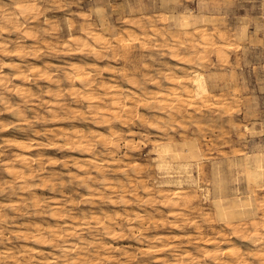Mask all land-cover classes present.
<instances>
[{
    "label": "rangeland",
    "instance_id": "obj_1",
    "mask_svg": "<svg viewBox=\"0 0 264 264\" xmlns=\"http://www.w3.org/2000/svg\"><path fill=\"white\" fill-rule=\"evenodd\" d=\"M15 1L0 0V18L4 12L14 9ZM29 1L36 5L33 16L27 15L26 18L18 16L17 23L19 24L16 27L8 24L5 27L7 30L5 28L0 29V38H2L0 42H4L6 45V50L0 51V76L4 78L0 84V213H4L3 215L0 214V234L6 235L4 237L0 235V248L2 247L0 250L3 252L9 250L18 261L24 264H72L71 260H74L76 255L77 264H108L110 262V264H157V262L168 264L174 257L173 252L178 249L177 251L180 253L185 250L187 255L192 257L190 260L185 259L187 264H207L208 261V264H215L205 256L206 249L210 250L212 245H208L207 248L203 241L206 238H217L218 241L223 234L230 241L219 242L220 252H223L227 245L233 246L237 252L240 251L244 254L242 255L246 257V261H253L252 264H257V261L251 259L249 255L252 247L251 241H243L240 237H236L227 227H230L231 224H238L239 215L232 213V210L238 209V202L241 201L245 208L254 209L253 215L258 221L264 218V205H262L264 204V177L254 183L247 177L244 166L248 154L253 152L264 154V0ZM184 20L187 21V28L185 26L183 28L181 25ZM201 23L205 26L203 27ZM138 24H142L145 29L147 36L144 35V39L141 38L138 31ZM152 25L161 34H150ZM69 26L71 27L70 30ZM197 26L199 30L195 31ZM242 28L244 35L240 36L238 33ZM87 29L96 30L106 35V39L108 38L106 46L99 48L91 40H88L86 46L80 48L66 44L70 33L81 36ZM27 31L30 35L27 34ZM127 32H133L138 38L131 45H127L130 57L125 58L122 56L121 48L114 46V37L117 35L126 37ZM202 32L208 34L206 39ZM222 34H224L223 38L221 37ZM22 44L23 46H21ZM216 45L221 47L220 52ZM169 46H172L174 51L172 56L168 50ZM17 47L21 49L16 51L15 48ZM95 50L98 51L97 54H94ZM188 56H192V58L187 64L178 63L184 58L187 59ZM202 56L203 58H201ZM124 58L127 61H123ZM9 60L18 61L20 68L24 70L27 77L14 78V70L5 67V62ZM71 62L82 65L89 71L94 82H105L115 86L124 103L130 101L127 104L132 107L131 115L125 118L127 116L121 114V120L108 118V121H103L102 116L96 113L98 109L96 106L89 110L86 100L81 95L82 93H70L73 88L80 87L79 84L66 76ZM31 66H35L37 69L41 68L42 73H30L29 67ZM189 67L201 71L205 75L209 89L208 99L207 97L200 100L199 98H197L198 100L196 98L186 99L181 94L182 101L168 100L165 102V107L160 109L157 100L146 98L137 89L138 86L152 92L169 89L176 87L179 77L192 91L189 84ZM106 70H110L112 73ZM129 79L135 80V86L129 82ZM93 84L95 85V83ZM94 85L92 86L93 92L103 96V91ZM18 87L22 88L20 94L15 92ZM133 91H137L138 96L130 95ZM125 93L128 94L129 98L127 99L129 100L124 97ZM196 102L199 104V110H197ZM30 106L33 108L32 110ZM17 109L22 110L21 116L16 113ZM168 115L169 117H167ZM172 116L174 117L172 118ZM131 117L133 118L131 119ZM151 119L158 121V127H149L147 121ZM169 126H172V129ZM164 127L167 128V131L163 130ZM110 128L114 129L117 134L110 135ZM44 129L46 130L44 131ZM59 131L71 133L69 137H66ZM9 136L10 138H8ZM81 136H84L83 139ZM165 142L171 143L179 151L186 147V144L190 145L189 149L199 148L200 155L197 156L201 160L198 161V165L193 163L187 174L193 180H184L180 184L175 183V181L164 182L167 174L172 176V180L176 179L180 173L183 177L185 175L183 172H179L180 170L176 167L169 169L168 173H163L157 168L155 148ZM112 143L113 146H111ZM181 146L183 147L181 148ZM101 152L103 153L101 154ZM95 155L99 159H97L96 166L85 163V156L95 157ZM22 156L26 157V161H22ZM172 156L175 158L176 154H172ZM173 161L175 163L178 159H173ZM32 164L34 166H31ZM78 165H84L82 166L84 169L80 170ZM8 166L20 174L26 173L27 170L34 172V176L29 178L30 180L23 181V178L10 175ZM36 172L38 173L36 174ZM50 174H55L56 177H52ZM102 177H105L111 184H116L117 189L115 188L114 191L116 190L117 192H115L120 194L114 195V191L103 188L100 184ZM117 177L118 180H116ZM90 179L95 182L90 181ZM85 182L91 185L93 193L88 191ZM180 187L184 188V191L187 189L186 196L190 193V196L187 197L188 203L191 202V204L185 202L186 205L177 200L175 205L170 201L174 199L172 198L173 191ZM195 191L196 196L193 193ZM125 195L128 196L126 197L128 200L124 198ZM121 196L126 200L125 205L122 203L123 201L121 202ZM133 196L134 198H131ZM141 196L142 198H140ZM129 198L130 202H128ZM113 199L114 201H112ZM37 200L39 201L35 204ZM27 201L29 203L26 204ZM58 203L61 204L58 205ZM43 204L47 208H41L40 206ZM55 205L59 206L60 211H58L62 215H57L54 218L50 216V212L56 208ZM123 208L126 209L125 214H123ZM133 208L135 211L132 213ZM14 209L18 210L15 211ZM178 209L180 210L176 211ZM172 210L175 211L174 215ZM221 210H224L225 213ZM75 211L76 213H73ZM96 212L99 215L100 213L111 215L113 220L110 225L115 232H119L120 236H114L115 239H113V236L105 234L97 224H94L88 216ZM120 212L124 216L120 215ZM127 212L129 213L127 214ZM185 212H187L186 215ZM72 213L75 214V218L79 222V225L75 226L76 228L70 222ZM135 215L142 218L141 223L137 221ZM226 215L229 216V220ZM221 217L222 219H220ZM231 217L232 219H230ZM85 219H88V224H82ZM126 220L131 221L127 222ZM228 221L232 223L227 224ZM129 224L137 226H133V232L126 229ZM149 224L151 227L148 226ZM36 226H41L40 228L44 232L50 227L58 226L59 228L60 226L57 229L62 230L69 226L71 232L67 237H64L65 239L63 238L64 240L58 239L61 245L56 239L52 241V244L56 242L55 247L51 243L45 245L40 243V245L30 237ZM221 226L225 227V229L223 228L225 231ZM27 228L30 230L28 231ZM200 229L202 230L200 231ZM221 229L222 231H220ZM246 229H248L247 232L250 231V227ZM24 230L30 232L27 233L28 238H24L23 234H26ZM126 232L127 235H125ZM139 233L142 235L150 233L148 235L149 238L152 235L150 242L142 238L139 240L136 237L137 235L138 237L141 236ZM165 234L167 236H163ZM44 235L48 236L46 232ZM159 235L162 243L154 241ZM63 241L71 242L73 248L65 251L62 246L67 242L64 243ZM172 241L176 242L173 243ZM24 243L30 245V247L28 245L29 249L26 252L21 250V247L25 245ZM165 243L166 245H162ZM149 244L155 248L146 251L145 248ZM183 245L189 250L184 249ZM246 247L248 250H245ZM1 251L0 264H13L12 259ZM179 252L177 253L180 254ZM188 252L190 253L188 254ZM81 255L85 257L88 255V258L80 257ZM46 258H48V262H45ZM90 258L92 259L90 260ZM178 258L182 259L183 256L179 255ZM223 258L222 261L228 260ZM199 259L200 261H198Z\"/></svg>",
    "mask_w": 264,
    "mask_h": 264
},
{
    "label": "bare ground",
    "instance_id": "obj_2",
    "mask_svg": "<svg viewBox=\"0 0 264 264\" xmlns=\"http://www.w3.org/2000/svg\"><path fill=\"white\" fill-rule=\"evenodd\" d=\"M11 1V0H10ZM12 1H14V0H12ZM53 2V1H52ZM4 4H5V2H3ZM13 3V2H12ZM1 7V6H0ZM35 11H36V5L33 3V2H31V1H29V0H16L15 1V3H14V9L13 10H8V11H6V12H4L2 15H1V18H0V29H4L8 24H12V26H14V27H16L17 26V24H19V23H17V18H18V16L19 17H21V18H26L27 17V15L29 16V17H31V16H33L34 14H35ZM73 11V10H72ZM38 13V12H37ZM38 15V14H37ZM89 16V15H88ZM35 17H36V15H35ZM46 17V16H45ZM128 17V16H127ZM34 18V17H33ZM67 19V18H66ZM125 19V18H124ZM19 20V19H18ZM49 20V19H48ZM27 21H28V19H27ZM30 21V20H29ZM175 21V20H174ZM180 21H181V19H180ZM210 21H211V19H210ZM44 22V21H43ZM123 22H125V21H123ZM212 22V21H211ZM33 23V22H32ZM174 23H176V22H174ZM179 23V22H178ZM68 24V23H67ZM171 24H172V21H171ZM215 24V23H214ZM27 25V24H26ZM98 25V24H97ZM175 25V24H174ZM181 25H182V27L183 26H185L186 27V25H187V21L186 20H184V21H182V23H181ZM180 25V26H181ZM201 25H202V23H201ZM203 26V25H202ZM205 26V25H204ZM203 26V27H204ZM236 26V25H235ZM238 26V25H237ZM10 27V26H9ZM26 27V26H25ZM29 27V26H28ZM181 27V28H182ZM19 28V27H18ZM24 28V27H23ZM175 28H178L177 26H175ZM184 28V27H183ZM187 28V27H186ZM239 28V27H238ZM6 29V28H5ZM71 29V27L69 26V30ZM203 29V28H202ZM7 30V29H6ZM33 30V29H32ZM199 30V27L197 26L196 28H195V31H198ZM209 30V29H208ZM207 30V31H208ZM247 30V29H246ZM131 31H133V30H131ZM138 31L140 32V34H141V38H143L144 37V35H146L145 34V29H144V27H143V25L142 24H138ZM194 31V32H195ZM223 31V30H222ZM77 32V31H76ZM174 32V31H173ZM205 32V31H204ZM209 32V31H208ZM235 32V31H234ZM119 33V32H118ZM158 33H160V32H158V30L155 28V27H153V25L150 27V34H152V35H156V34H158ZM198 33V32H197ZM27 34H29L30 35V33L27 31ZM81 34V33H80ZM121 34V33H120ZM161 34V33H160ZM169 35H170V33H168ZM173 34V33H172ZM235 34V33H234ZM202 35L204 36V38L206 39V37H207V35L208 34H205V33H203L202 32ZM238 35H240V36H242V35H244V29L242 28L240 31H239V33H238ZM125 36L126 37H124V36H122V35H117V36H115L114 37V46L116 45V46H119V48H121V51H122V56H124L125 58H127V57H130V53H128V48H127V45L128 44H130L131 45V43H133V41L134 40H136L137 38H138V36L136 35V34H134L133 32H127L126 34H125ZM147 36V35H146ZM223 36H224V34H222L221 35V37L223 38ZM33 37V36H32ZM149 37V36H148ZM209 37V36H208ZM6 38V37H5ZM16 38V37H15ZM167 38V37H166ZM1 40H2V38H0ZM13 39V38H12ZM108 39V38H107ZM106 39V35H104V34H102L101 32H99V31H96V30H92V29H87V30H85L83 33H82V35L81 36H75V35H73L72 33H70L69 34V36H68V38H67V42H66V44L67 45H70V44H72V45H74V46H76V47H78V48H80V47H83V46H86L87 44H88V40H91V42H93L94 44H96L99 48H103V47H105L106 46V44H107V42H108V40ZM144 39V38H143ZM165 39V38H164ZM152 40H154V39H152ZM142 42H143V40H141ZM148 41V40H147ZM146 42V41H145ZM29 43V42H28ZM148 43V42H147ZM37 44V43H36ZM169 44V43H168ZM219 44V43H218ZM221 44H223V43H221ZM41 45V44H40ZM9 46V45H8ZM21 46H23V44L21 45ZM165 46V45H164ZM233 46V45H232ZM35 47V46H34ZM134 47V46H133ZM235 47V46H234ZM216 48H217V50L220 52L221 50V47L219 46V45H216ZM21 48L20 47H17V48H15V50L16 51H19ZM6 50V45H5V43L4 42H0V51H5ZM168 50L170 51V56H172V55H174V51H173V49H172V46H169L168 47ZM55 51V50H54ZM98 53V51L97 50H95L94 51V54H97ZM19 56H20V54H18ZM220 56V55H219ZM223 56V55H222ZM37 57H38V55H37ZM119 57V56H118ZM141 57V56H140ZM144 57V56H143ZM125 58L123 59V61H127V60H125ZM191 58H192V56H188V58L187 59H183V58H181V59H183V60H180V61H178V63H182V64H187L190 60H191ZM197 58V57H196ZM201 58H203V56L201 57ZM221 59V58H220ZM118 60V59H117ZM29 61V60H28ZM25 62V61H24ZM36 62V61H35ZM34 62V63H35ZM87 62V61H86ZM138 62H139V60H138ZM26 63V62H25ZM31 63H32V61H31ZM47 63H48V60H47ZM60 64V63H59ZM86 65V64H85ZM178 66H180V65H178ZM5 67L6 68H8V69H11V70H14V78H26L27 77V75L24 73V70L23 69H21L20 68V65H19V62L18 61H16V60H13V61H6L5 62ZM25 68H26V66H25ZM46 68V67H45ZM121 68V67H120ZM137 68V67H136ZM181 68H182V66H181ZM188 68V67H187ZM186 68V69H187ZM122 69H124V68H122ZM127 69V68H126ZM29 70H30V73H32V74H35V73H37V74H41L42 73V70H41V68L40 69H37L35 66H31V67H29ZM67 70V69H66ZM185 70V69H184ZM107 72H110V73H112L110 70H106ZM105 71V72H106ZM115 71V70H114ZM118 71H119V69H118ZM121 71V70H120ZM127 71H128V69H127ZM131 71V70H130ZM7 72V71H6ZM49 72V71H48ZM123 72H124V70H123ZM47 73V72H46ZM128 73H129V71H128ZM128 73H127V75H128ZM188 73L190 74V80H189V84H190V86H191V88H192V91L190 90V89H188V86L187 85H185L184 83H183V81L181 80V79H179V77H178V80H177V84H176V87H170L169 89H161V90H156V91H146V90H144L143 89V87H141V86H138V90L146 97V98H149V99H155V100H157L158 101V103H159V108L160 109H162V108H164L165 107V105H166V101L168 102V100H178V101H182V98L180 97L181 96V94H183L184 96H185V98L186 99H190V98H196V100H198L197 98H199V100L201 99V98H203V97H207V94L209 95V89H208V86H207V80H206V77H205V75L201 72V71H198V70H196V69H193V68H191V67H189V71H188ZM130 75H132V74H130ZM171 75V74H170ZM66 76L68 77V78H70V79H72L74 82H76L77 84H79L78 86H80V87H78L77 89L76 88H73L72 90H71V92L70 93H72V94H74L75 92H78V93H82L81 95H82V97L86 100V102H87V107L89 108V110H90V108H92L93 106H96V108H98L97 110H96V113H98V114H100L101 116H102V120L103 121H108V118H113V119H120L121 120V116L122 115H124V116H127V117H125V118H128V115H131V113H132V107H131V105H129V104H127L128 102H130V101H128L127 103H124V101L121 99V97L119 96V90L115 87V86H113V85H110V84H107V83H105V82H94L93 81V79L91 78V76H90V74H89V71H87L82 65H79V64H77V63H73V62H71L70 64H69V67H68V70H67V73H66ZM93 76V75H92ZM192 76V77H191ZM38 77V76H37ZM101 77V76H100ZM110 77V76H109ZM167 78H171L170 76H166ZM155 78V77H154ZM2 79H4L3 78V76H0V84H2ZM5 80H7V79H5ZM106 80V79H105ZM150 80H153V79H151L150 78ZM172 80V79H171ZM170 80V81H171ZM110 81V80H109ZM158 81V80H157ZM117 82V81H116ZM129 82H131V84L132 85H134L135 86V80L133 79H129ZM7 83V82H6ZM93 83H95V85L93 84ZM111 83V82H110ZM155 83V82H154ZM111 84H113V83H111ZM115 84V83H114ZM157 84V83H156ZM97 86L100 90H102L103 91V96H100V95H97V94H95L94 92H93V89H92V86ZM117 85V84H116ZM33 86V85H32ZM74 87V86H73ZM145 87V86H144ZM54 88V87H53ZM79 88H80V90H79ZM2 89V88H1ZM27 89H28V87H27ZM136 89V90H137ZM32 90V89H31ZM39 90V89H38ZM58 90V89H57ZM126 90V89H125ZM61 91V90H60ZM15 92L16 93H18V94H20V93H22V88H17L16 90H15ZM37 92H39V91H37ZM36 92V93H37ZM127 92V91H126ZM67 93V92H66ZM138 92L137 91H133V93H130V95L132 94V96H138V94H137ZM211 93V92H210ZM223 93V92H222ZM232 93H234V92H232ZM2 94V93H1ZM5 94V93H4ZM4 94H3V96H4ZM212 94V93H211ZM215 94V93H214ZM221 94V93H220ZM125 96V98H126V100H129V99H127V98H129V96H128V94L127 93H125L124 94ZM2 96V97H3ZM46 96H48V95H46ZM140 97V96H139ZM131 98V97H130ZM209 97H207V99H208ZM5 99V98H4ZM3 99V100H4ZM47 99V98H46ZM134 99V98H133ZM226 99V98H225ZM6 100V99H5ZM9 100V99H8ZM218 100V99H217ZM147 101V100H146ZM145 101V102H146ZM156 101V102H157ZM6 102V101H5ZM8 102V101H7ZM10 102V101H9ZM40 102V101H39ZM155 102V103H156ZM221 102V101H220ZM153 103V102H152ZM176 103V102H175ZM197 103V102H196ZM213 103V102H212ZM106 104H108V105H106ZM151 104V103H150ZM149 104V105H150ZM213 104H215V103H213ZM8 105H9V103H8ZM148 105V106H149ZM175 105V104H174ZM181 105V104H180ZM193 105V104H192ZM199 104L197 103V110H199L198 109V106ZM32 106V105H31ZM31 106H30V109L32 110L33 108H31ZM152 107V106H151ZM155 107V106H154ZM193 107V106H192ZM5 108V107H4ZM50 108H52V107H50ZM178 108V107H177ZM176 108V109H177ZM159 109V110H160ZM37 110V109H36ZM54 110H55V108H54ZM139 110V109H138ZM180 110V109H179ZM137 111V110H136ZM153 111V110H152ZM165 111V110H164ZM12 112H14V111H12ZM21 112H22V110H16V113H18L20 116H21ZM155 112V111H154ZM154 112H153V115H154ZM163 112V111H162ZM169 112V111H168ZM25 113V112H24ZM23 113V114H24ZM139 114H140V112H138ZM175 113V112H174ZM179 113H181V112H179ZM43 114V113H42ZM122 114V115H121ZM138 114V115H139ZM142 114V113H141ZM162 114V113H161ZM174 115V114H173ZM25 116V115H24ZM27 116V115H26ZM176 116V115H175ZM28 117V116H27ZM41 117V116H40ZM144 117V116H143ZM158 117V116H157ZM167 117H169V115L167 116ZM174 116H172V118H173ZM181 117V116H180ZM133 117H131V119H132ZM165 118H166V116H165ZM164 118V119H165ZM152 119H155V118H153L152 117ZM148 120L147 122H148V125H149V127H151V128H155V127H158V121H156V120ZM164 119H162V120H164ZM28 120V119H27ZM147 120V119H146ZM122 121H123V119H122ZM127 121V120H126ZM136 121V120H135ZM166 121H168V120H166ZM169 121H170V118H169ZM172 121V120H171ZM28 122V121H27ZM174 122V121H173ZM30 123V122H29ZM120 123V122H119ZM123 123H124V121H123ZM133 123H135L134 121H133ZM140 123H142V122H140ZM163 123H164V121H163ZM112 124V123H111ZM111 124H109V125H111ZM116 124V123H115ZM166 124H168V123H166ZM165 124V125H166ZM197 124V123H196ZM18 125V124H17ZM164 125V126H165ZM199 125V124H198ZM19 126V125H18ZM57 126V125H56ZM108 126V125H107ZM116 126V125H115ZM27 127V126H26ZM53 127V126H52ZM76 127V126H75ZM95 127V126H94ZM169 127H171V129H172V126H169ZM169 127H168V129H169ZM45 128V127H44ZM59 128V127H58ZM74 128V127H73ZM114 128V127H113ZM119 128V127H118ZM129 128V127H128ZM161 128V127H160ZM165 128V127H164ZM18 129V128H17ZM34 129V128H33ZM63 129V128H62ZM72 129V128H71ZM95 129H97L96 127H95ZM167 128H165V129H163V130H166ZM37 130V129H36ZM46 129H44V131H45ZM64 130V129H63ZM70 130V129H69ZM75 130V129H74ZM57 131H58V129H57ZM71 131V130H70ZM78 131V130H77ZM132 131V130H131ZM167 131V130H166ZM165 131V132H166ZM35 132V131H34ZM37 132V131H36ZM51 132V131H50ZM60 132V134H64V135H66V137H69L70 136V133L71 132H67V131H59ZM44 133V132H43ZM58 133V132H57ZM84 133V132H83ZM104 134V133H103ZM109 134L110 135H115V134H117L116 132H115V130L114 129H112V128H110V130H109ZM128 134H130L129 132H128ZM163 134V133H162ZM1 135V134H0ZM49 135V134H48ZM8 136V135H7ZM14 136V135H13ZM12 136V137H13ZM46 136V135H45ZM49 136H52L51 134L49 135ZM104 136V135H103ZM117 136V135H116ZM2 137V136H1ZM3 137H4V135H3ZM64 137V136H63ZM79 137V136H78ZM82 137V139H83V137L84 136H81ZM7 138V137H6ZM8 138H10V136L8 137ZM20 138V137H19ZM18 138V139H19ZM31 139H32V137H30ZM80 138V137H79ZM111 138V137H110ZM115 138V137H114ZM13 139V138H12ZM11 139V140H12ZM15 139V138H14ZM21 139V138H20ZM37 139V138H36ZM63 139V138H62ZM61 139V140H62ZM104 139V138H103ZM102 139V140H103ZM167 139V138H166ZM1 140V139H0ZM8 140V139H7ZM16 140V139H15ZM50 140V139H49ZM69 140V139H68ZM98 140H100V139H98ZM104 140H106V139H104ZM109 140V139H108ZM120 140V139H119ZM12 141H14V140H12ZM32 141H34L33 139H32ZM31 141V142H32ZM39 141H41V140H39ZM46 141V140H45ZM44 141V142H45ZM64 141V140H63ZM126 141V140H125ZM43 142V141H42ZM73 142V141H72ZM75 142V141H74ZM21 143V142H20ZM23 143V142H22ZM40 143V142H39ZM59 143V142H58ZM64 143V142H63ZM103 143V142H102ZM104 143H105V141H104ZM108 143V142H107ZM117 143V142H116ZM127 143V142H126ZM133 143V142H132ZM28 144H30V143H28ZM41 144V143H40ZM59 144H62V143H59ZM97 144V143H96ZM156 144H157V142H156ZM186 144V143H185ZM32 145V144H31ZM36 145H38V144H36ZM82 145V144H81ZM105 145H107V144H105ZM114 144L112 143L111 144V146H113ZM184 145V144H183ZM34 146H35V144H34ZM88 146V145H87ZM91 146V145H90ZM189 146L190 145H188V144H186V147H184V148H182L183 146H181V151H179L178 149L176 150L174 147H173V145L171 144V143H169V142H165V143H161V144H159L156 148H155V154H156V161H157V163H156V166H157V168L159 169V170H161L163 173H168L169 171V169H172V168H174V167H176V168H178L180 171L179 172H183V174H185L184 175V177H183V175H181V173H180V175H177V178L176 179H171V175H168L167 174V176L165 177V179H164V182H166V183H168V182H172V181H175V183H178V184H180V183H182L184 180H186V181H190V180H193V178L191 179L190 177H189V175H187L188 174V172H189V170H190V167H191V165L194 163V164H197L198 163V161L199 160H201L200 159V157H198L197 155L199 154L200 155V152H199V148L198 149H189ZM82 147V146H81ZM84 147V146H83ZM129 147V146H128ZM26 148V147H25ZM96 148V147H95ZM105 148V147H104ZM109 148V147H108ZM115 148V147H114ZM154 148V147H153ZM82 149V148H81ZM84 149H85V147H84ZM109 150V149H108ZM115 150H118V149H115ZM14 151V150H13ZM99 151V150H98ZM104 151V150H103ZM19 152V151H18ZM109 152V151H108ZM83 153V152H82ZM87 153V152H86ZM103 152H101V154H102ZM19 154H20V152H19ZM93 154H94V152H93ZM92 154V155H93ZM105 154V153H104ZM112 154V153H111ZM172 154H176V157L174 158L173 156H172ZM245 154V153H244ZM21 155H23V153H21ZM25 155V154H24ZM26 156H28V155H26ZM101 156V155H100ZM109 156H111L110 154H109ZM32 157V156H31ZM56 157V156H55ZM104 157V156H103ZM106 157V156H105ZM85 158H86V160H84L83 158V160L85 161V163H87V164H94L95 166H96V162L99 160L98 158H96V155H95V157L94 156H89V157H86L85 156ZM182 159V160H179V159ZM98 159V160H97ZM117 159V158H116ZM173 159H178V161H176L175 163H173L174 161H173ZM32 160V159H31ZM113 160V159H112ZM115 160V159H114ZM242 160H243V158H242ZM241 160V161H242ZM22 161H26V157L25 156H22ZM110 161H111V158H110ZM31 162V161H30ZM52 162H53V159H52ZM63 162V161H62ZM66 162V161H65ZM74 162V161H73ZM113 162V161H112ZM117 162V161H116ZM116 162H114V163H116ZM7 163V162H6ZM11 163H12V159H11ZM19 163V162H18ZM10 164V163H9ZM83 164V163H82ZM174 164H175V166H174ZM8 165V164H7ZM75 165V164H74ZM99 165V164H98ZM119 165H120V163H119ZM198 165V164H197ZM20 166V165H19ZM30 166V165H29ZM28 166V167H29ZM31 166H34L33 164L31 165ZM82 166H84V165H82ZM81 165H78V168L80 169V170H83L84 169V167H82ZM104 166V168H106V166L105 165H103ZM102 166V167H103ZM244 166H245V170H246V175H247V177L249 178V179H251L254 183H256L258 180H260L261 178H263L264 177V154L262 153V152H253V153H250V154H248L247 156H246V161H245V163H244ZM18 167V166H17ZM16 167V168H17ZM27 167V168H28ZM74 167V166H73ZM114 167H116V166H114ZM121 168H122V166H120ZM197 167V166H196ZM29 168H31V167H29ZM41 168V167H40ZM77 168V167H76ZM88 168V167H87ZM233 168V167H232ZM53 169V168H52ZM96 169V168H95ZM118 169V168H117ZM19 170V169H18ZM30 170V169H29ZM98 170V169H97ZM121 170V169H120ZM119 170V171H120ZM21 171V170H20ZM40 171V170H39ZM118 171V170H117ZM171 171V170H170ZM8 172H9V174L10 175H12L13 177H20V178H23V181L25 180H27V179H29V178H32L34 175H33V173L32 172H28V170H27V172L26 173H19L17 170H15L14 168H9V166H8ZM53 172H56V171H53ZM127 172V171H126ZM38 172H36V174H37ZM59 173V172H58ZM102 173V172H101ZM55 174H57V173H55ZM54 174V175H55ZM128 174V173H127ZM134 174V173H133ZM46 175V174H45ZM48 175V174H47ZM51 175V174H50ZM54 175H51L52 177H56V175L54 176ZM92 175V174H91ZM11 176V177H12ZM39 176H41V175H39ZM124 176H125V174H124ZM58 177V176H57ZM72 177H73V175H72ZM80 178H81V176H79ZM107 177V176H106ZM80 178H79V180H80ZM96 179H98L97 177H95ZM95 178H93V180L95 179ZM132 178V177H131ZM185 178V179H184ZM14 179V178H13ZM46 179V178H45ZM88 179H89V177H88ZM92 179V178H91ZM90 179V181H93V180H91ZM96 179H95V181H96ZM141 179V178H140ZM6 180V179H5ZM30 180V179H29ZM44 180V179H43ZM116 180H118V177H117V179ZM47 181V180H46ZM95 181H93V182H95ZM120 181V180H119ZM122 181V180H121ZM126 181V180H125ZM131 181V180H130ZM10 182H11V180H10ZM30 182V181H29ZM53 183H54V181H52ZM88 182V181H87ZM117 182V181H116ZM140 182H141V180H140ZM24 183V182H23ZM37 183V182H36ZM56 183V182H55ZM60 183V182H59ZM78 183V182H77ZM86 183V182H85ZM113 183V182H112ZM192 183H193V181H192ZM5 184V183H4ZM20 184V183H19ZM42 184H43V181H42ZM87 184V189H88V191H90V192H92V187H91V185L89 184V183H86ZM100 184H101V186H103V188H105V189H107L108 191H114V189L116 188L115 187V185L116 184H111L110 182H108L107 180H106V178L105 177H102L101 179H100ZM119 184V183H118ZM6 185H7V183H6ZM28 185V184H27ZM30 185V184H29ZM35 185V184H34ZM37 185H38V183H37ZM51 185H53V184H51ZM199 185V184H198ZM3 186H5V185H3ZM2 186V187H3ZM22 186H24V185H22ZM41 186V185H40ZM125 186V185H124ZM194 186V185H193ZM20 187V186H19ZM29 187V186H28ZM191 187V186H190ZM21 188V187H20ZM42 188V187H41ZM44 188V187H43ZM54 188V187H53ZM52 188V189H53ZM95 188V187H94ZM119 188V187H118ZM148 188V187H147ZM175 188V187H174ZM201 188V187H200ZM12 189V188H11ZM24 189V188H23ZM117 189V188H116ZM202 189V188H201ZM14 190V189H13ZM17 190H19V189H17ZM128 190V189H127ZM133 190V189H132ZM135 190V189H134ZM133 190V191H134ZM138 190V189H137ZM136 190V191H137ZM173 190V189H172ZM186 191H187V189H185ZM198 190V189H197ZM98 191V190H97ZM116 191V190H115ZM114 191V192H115ZM186 191H184V188H182V187H180V188H177V189H175L174 191H173V193H172V198H174V199H172V200H170V201H172V204H177V200L178 201H182L183 203H185V202H187L188 203V201H189V199H188V195L190 194H188L187 196H186ZM194 191V190H193ZM17 192V191H16ZM117 192V191H116ZM114 193V195L115 194H120V193ZM121 192V191H120ZM132 192V191H131ZM149 192V191H148ZM153 192V191H152ZM166 192V191H165ZM8 193V192H7ZM87 193V192H86ZM85 193V194H86ZM93 193V192H92ZM96 193V192H95ZM129 193V192H128ZM137 193V192H136ZM150 193V192H149ZM160 193V192H159ZM159 193H157V194H159ZM194 194L196 193V191L195 192H193ZM124 194V193H123ZM132 194V193H131ZM154 194V193H153ZM166 194V193H165ZM89 195V194H88ZM113 195V194H112ZM137 195V194H136ZM150 195V194H149ZM191 195H192V193H191ZM62 196V195H61ZM86 196V195H85ZM90 196V195H89ZM88 196V197H89ZM118 196V195H117ZM116 196V197H117ZM123 196V195H122ZM122 196L120 197V198H122ZM128 196H129V194H128ZM128 196H126L125 195V199H127L126 197H128ZM135 196V195H134ZM134 196L133 197H131V198H134ZM160 196V195H159ZM190 196V195H189ZM195 196H196V194H195ZM101 197V196H100ZM166 197V196H165ZM16 198V197H15ZM22 198H24V197H22ZM35 198V197H34ZM102 198V197H101ZM100 198V199H101ZM110 198V197H109ZM118 198V197H117ZM124 198H122V200H121V202L122 203H124V205H125V202H126V200L124 199ZM136 198V197H135ZM140 198H142V196L140 197ZM139 198V199H140ZM148 198H149V196H148ZM196 198V197H195ZM194 198V199H195ZM264 198V197H263ZM36 199V198H35ZM137 199V198H136ZM146 199H147V197H146ZM85 200H87V199H85ZM128 200V199H127ZM215 200V199H214ZM31 201V200H30ZM38 201L39 200H37V202L35 203L34 201H33V204L35 203V204H37L38 203ZM90 201V200H89ZM112 201H114V199L112 200ZM238 201H240V200H238ZM263 201V200H262ZM45 202V201H44ZM65 202V201H64ZM128 202H130V198H129V201ZM193 202V201H192ZM27 203H29L28 201L26 202V204ZM43 203V202H42ZM72 203V202H71ZM119 203V202H118ZM144 203V202H143ZM149 203V202H148ZM183 203H180V204H183ZM263 203V202H262ZM5 204V203H4ZM11 204V203H10ZM26 204H25V206H26ZM44 204H46V203H44ZM44 204H43V206H40L41 208H47V207H45L44 206ZM54 204V203H53ZM56 204V203H55ZM59 204H61V203H58V205ZM147 204V203H146ZM153 204V203H152ZM186 204V203H185ZM188 204H191V202L190 203H188ZM42 205V204H41ZM50 205V204H49ZM58 205H55V209L54 210H52L51 212H50V216H52V217H56L57 215L59 216V215H62V214H60L59 213V206ZM92 205V204H91ZM187 205V204H186ZM260 205V204H259ZM262 205H264V204H262ZM32 206H34V205H32ZM36 206V205H35ZM48 206V205H47ZM57 206H58V209H57ZM194 206V205H193ZM239 208L238 209H235V210H232V213H236V214H238L239 215V218L238 217H236V218H238V224H231L229 221L227 222V224H231V226L230 227H227V229L228 228H230L231 229V232L233 233V235H235L236 237H240L243 241H246V240H250L251 241V243H250V245L252 246L251 247V250H250V253H249V255L251 256L250 258L252 259H255L256 261H257V264H264V218L263 219H259V221H258V219H256L255 217H254V209H251V210H249L248 208H245L244 206V203L241 201V202H238V205H237ZM39 207V208H40ZM53 207H54V205H53ZM67 207V206H66ZM170 207V206H169ZM188 207V206H187ZM20 208H23V207H20ZM100 208V207H99ZM125 208V207H124ZM123 208V209H124ZM175 208V207H174ZM181 208V207H180ZM184 208V207H183ZM194 208V207H193ZM261 208V207H260ZM19 209V208H18ZM18 209H16V210H18ZM52 209V208H51ZM101 210H104V209H102V208H100ZM126 209H128L127 207H126ZM126 209H124V212H123V214H125L126 212ZM134 209V208H133ZM188 209V208H187ZM198 209H199V207H198ZM15 210V209H14ZM15 210V211H16ZM19 210H21V209H19ZM35 210V209H34ZM37 210H39L38 209V207H37ZM41 210V209H40ZM59 210V211H58ZM65 210V209H64ZM119 210V209H118ZM130 210V209H129ZM175 210V209H174ZM174 210H172L171 212H172V214L175 212ZM180 209H178V210H176V211H179ZM182 210V209H181ZM23 211V210H22ZM28 211H30V210H28ZM42 211H43V209H42ZM42 211H41V214H42ZM71 211H72V209H71ZM91 211V210H90ZM89 211V212H90ZM123 211V210H122ZM131 211V210H130ZM135 211V209L134 210H132V213ZM138 211V210H137ZM147 211V210H146ZM195 211H197V210H195ZM221 211H223L224 213H225V211L224 210H221ZM33 212H35V211H33ZM38 212V211H37ZM82 212V211H81ZM93 212V211H92ZM95 212V211H94ZM98 212V211H97ZM96 212V213H97ZM100 212V211H99ZM105 213H106V211H104ZM118 212V211H117ZM149 212V211H148ZM170 212V213H171ZM181 212V211H180ZM192 212V211H191ZM26 213V212H25ZM73 213H76V211L75 212H73ZM73 213H72V215H73ZM91 214V215H89L88 217L91 219V221H93L94 222V224H97L102 230H103V232L105 233V234H107V235H111V236H116L117 237V235H119V232H115L114 231V229L111 227V225H110V223L112 222V217H111V215H109V214H102V213H100V215H99V213H97V214ZM108 213V212H107ZM119 213V212H118ZM129 212H127V214H128ZM167 213H168V211H167ZM181 213H183V212H181ZM190 213V212H189ZM196 213V212H195ZM201 213V212H200ZM223 213V214H224ZM226 213H227V211H226ZM229 213V212H228ZM1 215H3L4 213L2 212V213H0ZM34 214V213H33ZM78 214V213H77ZM90 214V213H89ZM111 214V213H110ZM122 213L120 212V215H121ZM122 214V215H123ZM176 214H178V213H176ZM184 214V213H183ZM187 214V212H185V215ZM235 214V215H236ZM36 215V214H35ZM34 215V216H35ZM84 215V214H83ZM130 215V214H129ZM174 215V214H173ZM179 215H182V214H180L179 213ZM178 215V216H179ZM256 215V214H255ZM79 216H81V215H79ZM113 216H115V215H113ZM124 216V215H123ZM122 216V217H123ZM176 216V215H175ZM202 216V215H201ZM224 216V215H223ZM227 216V215H226ZM4 217V216H3ZM32 217V216H31ZM77 217V216H76ZM83 217V216H82ZM131 217V216H130ZM187 217H188V215H187ZM191 217V216H190ZM229 216H227V218H228ZM235 217V216H234ZM33 218V217H32ZM83 218H85V217H83ZM118 218V217H117ZM135 218L137 219V221H139L140 223L142 222V218H140V217H138V215H135ZM163 218V217H162ZM224 218V217H223ZM28 219V218H27ZM63 219V218H62ZM70 222L72 223V226L74 225V228H76L75 226L76 225H79V222H78V220L75 218V214L73 215V216H70ZM79 219V218H78ZM121 219V218H120ZM119 219V220H120ZM126 219H130V218H126ZM132 219V218H131ZM170 219V218H169ZM220 219H222V217L220 218ZM230 219H232V217L230 218ZM4 220V219H3ZM88 220V219H87ZM86 219H85V221L84 222H82V224H88ZM145 219L143 218V221H144ZM163 220V219H162ZM164 220H166L165 218H164ZM172 220V219H171ZM175 220V219H174ZM180 220H182V219H180ZM184 220V219H183ZM228 220H229V218H228ZM233 220H235V219H233ZM6 221V220H5ZM116 221V220H115ZM122 221V220H121ZM127 221V220H126ZM128 221H131V220H128ZM127 221V222H128ZM160 222H161V220H159ZM159 222V223H160ZM168 222V221H167ZM177 222V221H176ZM184 222V221H183ZM182 222V223H183ZM190 222V221H189ZM56 223V222H55ZM114 223H116V222H114ZM126 223V222H125ZM130 223V222H129ZM188 223V222H187ZM4 224H6V223H4ZM36 224H37V222H36ZM67 224V223H66ZM91 224V223H90ZM89 224V225H90ZM118 224V223H117ZM116 224V225H117ZM122 224V223H121ZM131 224H133V223H131ZM143 224V223H142ZM147 224H148V222H147ZM180 224V223H179ZM178 224V225H179ZM192 224V223H191ZM220 224H222V223H220ZM226 224V223H225ZM58 225V224H57ZM120 225V224H119ZM127 225V224H126ZM125 225V226H126ZM170 225V224H169ZM182 225H184V224H182ZM199 225V224H198ZM7 226V225H6ZM134 226V225H133ZM133 226L132 225H130L129 224V226H127V228L126 229H128L130 232H133L132 230H133ZM148 226H150V224L148 225ZM225 226V225H224ZM19 227V226H18ZM41 227V226H40ZM40 227H38V226H36L35 228H34V231L30 234V237L35 241V242H37V243H42V244H46V243H51L52 244V241L54 240V239H56V241L58 240V239H63L65 236L67 237V235L68 234H70V229H69V226H66L64 229H62V230H58L59 228H60V226H59V228H58V226H56V227H50V228H48V229H46L45 230V232H46V234H48V236H46V235H44L45 234V232L43 231V230H41V228ZM89 227V226H88ZM115 227V226H114ZM124 227V226H123ZM134 227H137V226H134ZM151 227V226H150ZM156 227H157V225H156ZM222 227V229L224 228L225 229V227H223V226H221ZM247 227H250V231L249 232H247V230L248 229H246ZM11 228V227H10ZM58 228V229H57ZM73 228V227H72ZM141 228V227H140ZM200 228H201V226H200ZM19 229V228H18ZM28 229V228H27ZM79 229V228H78ZM82 229V228H81ZM97 229H99V228H97ZM116 229H117V227H116ZM124 229V228H123ZM135 229V228H134ZM142 229H144V228H142ZM222 229L220 230V231H222ZM223 229V230H224ZM244 229H245V231H246V233H245V231H244ZM20 230V229H19ZM22 230H23V228H22ZM30 229H28V231H29ZM118 230V229H117ZM120 230H121V228H120ZM202 229H200V231H201ZM217 230V229H216ZM9 231V230H8ZM82 231V230H81ZM97 231V230H96ZM137 231V230H136ZM135 231V232H136ZM145 231V230H144ZM205 231V230H204ZM211 231H213V230H211ZM211 231H210V233H211ZM219 231V230H218ZM225 231V230H224ZM3 232V231H2ZM10 232V231H9ZM19 232V234H20V231H18ZM24 232L26 233V234H23V236H24V238H28V235H27V233H30V232H26L25 230H24ZM23 232V233H24ZM75 231H73V233H74ZM78 232V231H77ZM124 232V231H123ZM141 232H142V230H141ZM199 232V231H198ZM198 232H196V233H198ZM6 233V232H5ZM11 233H13V232H11ZM14 233H15V231H14ZM76 233V232H75ZM79 233V232H78ZM77 233V234H78ZM98 233V232H97ZM146 233V232H145ZM163 233V232H162ZM205 233V232H204ZM213 233V232H212ZM215 233V232H214ZM224 233V232H223ZM79 234H81V232L79 233ZM83 234H85V233H83ZM96 234V233H95ZM141 236H139L138 237V235L136 236L139 240H140V238H142V239H144L145 241H148V242H150L149 240H150V238H151V236H150V238H149V236L148 235H150V233L148 234V235H146V234H144V235H142L141 233H139ZM152 234H153V232H152ZM170 234V233H169ZM180 234V233H179ZM178 234V235H179ZM182 234V233H181ZM207 234H209V233H207ZM217 234V233H216ZM222 234V233H221ZM220 234V235H221ZM0 235H3V233H1ZM10 235V234H9ZM16 235V234H15ZM71 235H72V233H71ZM92 235H94L93 233H92ZM125 235H127V232H126V234ZM4 236H6V235H3V237ZM18 236V235H17ZM20 236V235H19ZM98 236V235H97ZM120 236V235H119ZM118 236V237H119ZM121 236H122V233H121ZM147 236H148V238H147ZM163 236H167L166 234L165 235H163ZM190 236V235H189ZM222 237H219V238H221V239H219L218 241L216 240L217 238H214V239H211V238H206V239H204V241H203V244L204 245H207V248H208V245H212V247H211V249L210 250H207L206 249V251H205V256L207 257V258H209L210 259V261H212V263L214 262L215 264H237V263H241V264H252V262H248V261H246V257L245 256H243L244 254L243 253H241L240 251L239 252H237L235 249H234V247L233 246H228L227 245V247L226 248H224L223 250V252H220V247H219V242L221 241V242H225V241H227L228 239H227V237L225 236V235H221ZM16 237V236H15ZM86 237V236H85ZM89 237V236H88ZM99 237V236H98ZM105 237V236H104ZM108 237V236H107ZM130 237V236H129ZM135 237V238H136ZM178 237V236H177ZM16 238H18V237H16ZM74 238V237H73ZM76 238H77V236H76ZM155 238V237H154ZM160 238H161V236L159 235L158 237H156V240H154V241H158V242H161L160 241ZM169 238H170V236H169ZM202 238V237H201ZM201 238H198L199 240H201ZM229 238V237H228ZM10 239V238H9ZM65 239V238H64ZM63 239V240H64ZM75 239V238H74ZM113 239H115V237L113 238ZM138 239H137V241H138ZM168 239V238H167ZM198 239H196V240H198ZM27 240V239H26ZM67 240V239H66ZM164 240V238L162 239V241ZM1 241V240H0ZM30 241V240H29ZM28 241V242H29ZM55 241V240H54ZM88 241H90V240H88ZM98 241V240H97ZM106 241V240H105ZM105 241H102V242H105ZM143 241V240H142ZM153 241V242H154ZM228 241H230V240H228ZM26 242V241H25ZM57 242H59V240L57 241ZM64 243L65 242H67L66 244H63L64 246H62L63 247V249L66 251V250H70L71 248H73V246H72V244H71V242H73L72 240H71V242H69L68 243V241H63ZM86 242V241H85ZM140 242V241H139ZM173 242V241H172ZM176 241H174L173 243H175ZM178 242V241H177ZM188 242V241H187ZM195 242V241H194ZM248 242V241H247ZM89 243V242H88ZM105 243H107V242H105ZM110 243H113V242H110ZM141 243V242H140ZM162 243V242H161ZM164 243V242H163ZM180 243V242H179ZM186 243V242H185ZM3 244V243H2ZM22 244V243H21ZM25 244V243H24ZM55 244H56V242L55 243H53L52 245H54V247H55ZM58 244H60V242L58 243ZM78 244H81V243H78ZM102 244V243H101ZM104 244V243H103ZM188 244V243H187ZM194 244V243H193ZM6 245V244H5ZM29 245V244H28ZM28 245H23L22 247H21V250H22V252H26V251H28V249H29V247H30V245H29V247H28ZM32 245V244H31ZM41 245V244H40ZM61 245V244H60ZM82 245V244H81ZM80 245V246H81ZM115 245V244H114ZM142 245V244H141ZM140 245V246H141ZM155 245V244H154ZM162 245H166V243L165 244H162ZM162 245L161 244H159V246H161L162 247ZM236 245V244H235ZM238 245V244H237ZM249 245V244H248ZM247 245V246H248ZM16 246V245H15ZM78 246V245H77ZM158 246V245H157ZM158 246V247H159ZM172 246V245H171ZM189 246V245H188ZM203 246V245H202ZM201 246V247H202ZM213 246H214V248H213ZM242 246V245H241ZM240 246V247H241ZM14 247V246H13ZM42 247V246H41ZM41 247H39L40 249H41ZM75 247V246H74ZM82 247V246H81ZM86 247V246H85ZM139 247V246H138ZM175 248H176V246H174ZM204 247H206V246H204ZM238 247V246H237ZM76 248V247H75ZM83 248V247H82ZM95 248V247H94ZM98 248V247H97ZM151 248H155V247H152L150 244L149 245H147L146 246V251L148 250V249H151ZM179 248H181V247H179ZM183 248L184 249H186L185 248V246L183 245ZM213 248V249H212ZM222 248V247H221ZM247 248V247H246ZM0 249H2V247L0 248ZM10 249V248H9ZM36 249H38V248H36ZM44 249V248H43ZM100 249V248H99ZM98 249V250H99ZM117 249V248H116ZM240 249V248H239ZM244 249V248H243ZM13 250V249H12ZM11 250V251H12ZM42 250V249H41ZM75 250V249H74ZM94 250H96V249H94ZM178 250V249H177ZM176 250V252H173V255H174V257L173 258H171L172 260L168 263V264H187V261L185 260V259H191L192 257H189L188 255H187V252L185 251V250H183L184 252H179V251H177ZM187 250V249H186ZM189 250V249H188ZM187 250V251H188ZM245 250H248V248L247 249H245ZM244 250V251H245ZM1 251V250H0ZM49 251V250H48ZM91 251V250H90ZM103 251V250H102ZM138 251V250H137ZM140 251V250H139ZM181 251V250H180ZM190 251H191V249H190ZM244 251H242V252H244ZM1 252H3V251H1ZM63 252V251H62ZM89 252V251H88ZM92 252V251H91ZM155 252V251H154ZM160 252V251H159ZM177 252H179L180 254H178ZM192 252V251H191ZM18 253V252H17ZM87 253V252H86ZM85 253V254H86ZM99 253V252H98ZM141 253V252H140ZM165 253V252H164ZM190 252H188V254H189ZM238 253V254H237ZM1 254V253H0ZM3 254H5L6 256H8V257H10L11 259H12V262H13V264H24V263H22V262H20V261H18V259L15 257V255H13L11 252H9V250L8 251H5V252H3ZM16 254V253H15ZM23 254V253H22ZM43 254V253H42ZM84 254V255H85ZM89 254H91V253H89ZM95 254H97V253H95ZM113 254V253H112ZM116 255H117V253H115ZM139 254V253H138ZM192 255H193V253H191ZM243 254V255H242ZM246 254V253H245ZM121 255V254H120ZM124 255H126V254H124ZM123 255V256H124ZM129 255V254H128ZM141 255V254H140ZM139 255V256H140ZM156 255H158V254H156ZM166 255V254H165ZM179 255H182L183 256V258L181 259H179L178 258V256ZM197 255V254H196ZM88 256V255H87ZM85 257V256H80V257H83V258H88V257ZM90 256V255H89ZM96 256V255H95ZM98 256V255H97ZM131 256V255H130ZM159 256H162V255H159ZM159 256H158V258H159ZM167 256V255H166ZM194 256V255H193ZM5 257V256H4ZM20 257V256H19ZM34 257V256H33ZM76 257H77V255H76ZM75 257V258H76ZM79 257V258H80ZM103 257V256H102ZM111 257H113V256H111ZM119 257V256H118ZM163 257H165V256H163ZM226 258V259H228L227 261L224 259V258ZM27 258V257H26ZM51 258H53V257H51ZM51 258H49V259H51ZM74 258V260L72 259L71 261V263L72 264H77L78 263V261L76 262V259ZM95 258V257H94ZM104 258V257H103ZM120 258V257H119ZM118 258V259H119ZM129 258V257H128ZM222 258L225 260V261H222ZM23 259V258H22ZM25 259V258H24ZM33 259V258H32ZM43 259V258H42ZM48 258H46L45 259V262H48V260H47ZM54 259V258H53ZM92 258H90V260H91ZM113 259V258H112ZM117 259V260H118ZM142 259V258H141ZM206 259V258H205ZM39 260V259H38ZM37 260V261H38ZM44 260V259H43ZM42 260V261H43ZM86 260V259H85ZM85 260H83V261H85ZM121 260V259H120ZM153 260H155V259H153ZM3 261V260H2ZM25 261V260H24ZM23 261V262H24ZM27 261V260H26ZM41 261V260H40ZM57 261V260H56ZM81 261V260H80ZM95 261V260H94ZM114 261V260H113ZM142 261V260H141ZM157 261V260H156ZM164 261H165V258H164ZM198 261H200V259L198 260ZM250 261V260H249ZM5 262V261H4ZM34 262V261H33ZM44 262V261H43ZM76 262V263H75ZM124 262V261H123ZM147 262V261H146ZM2 263V262H1ZM54 263H56L55 261H54ZM64 263V262H63ZM111 263V262H110ZM110 263H108V264H110ZM119 263V262H118ZM139 263V262H138ZM141 263V262H140ZM208 263H209V261H208ZM207 263V264H208ZM35 264V263H34ZM37 264V263H36ZM42 264V263H41ZM48 264V263H47ZM92 264V263H91ZM100 264V263H99ZM113 264V263H112ZM114 264H116V263H114ZM152 264V263H151ZM157 264H159L158 262H157Z\"/></svg>",
    "mask_w": 264,
    "mask_h": 264
}]
</instances>
